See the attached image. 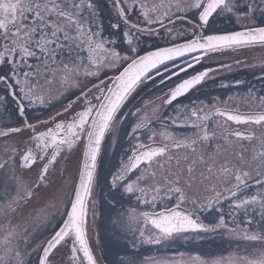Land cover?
I'll return each instance as SVG.
<instances>
[{
    "label": "snow or ice",
    "instance_id": "obj_1",
    "mask_svg": "<svg viewBox=\"0 0 264 264\" xmlns=\"http://www.w3.org/2000/svg\"><path fill=\"white\" fill-rule=\"evenodd\" d=\"M104 4L107 17L101 0H0V264H102L90 238L101 181L114 231L132 249L191 233L245 242L226 258L138 261L132 253L109 264H264V88L190 108L180 101L215 79L209 62L264 73V0ZM223 19L232 27L214 30ZM168 81L159 107L126 110L138 89ZM54 102L61 106L42 118ZM174 104L177 114L157 132L153 117ZM29 110L40 112L35 122ZM126 123L128 147L102 177L105 147ZM171 125L192 133L177 136ZM73 157L75 176H65ZM56 178L61 185L41 203ZM204 212L218 215L204 223Z\"/></svg>",
    "mask_w": 264,
    "mask_h": 264
},
{
    "label": "flooded vegetation",
    "instance_id": "obj_2",
    "mask_svg": "<svg viewBox=\"0 0 264 264\" xmlns=\"http://www.w3.org/2000/svg\"><path fill=\"white\" fill-rule=\"evenodd\" d=\"M101 15L107 17L108 12L105 8L104 0H101ZM105 23L107 20L105 19ZM232 27L226 19L217 21L215 25H213L214 30H222L229 29ZM163 45L166 41H160ZM260 58V50H256L255 53H249L247 55V59L249 63H257ZM220 60L223 63H233L231 57L224 56L221 57ZM200 69V65L196 66ZM205 67H212L214 69H218L214 80H207L202 86L199 87V90H193L186 97H181L180 101L187 105L189 108L192 106H200L201 102L204 104H209L213 101L214 97H223L227 98L229 95H235L236 93L243 94L248 87H252L256 90H260L264 88V82H262L258 77L264 75L261 73L259 67L256 68H246L243 66H236L233 63L232 69L229 71L227 69L221 68L220 63L216 61L209 62L205 65ZM202 70V69H201ZM191 71V70H190ZM183 75V74H182ZM157 82L159 81V77L156 78ZM236 81H245L246 83L242 85H237ZM221 82L229 85L228 88H221ZM151 82H149L150 84ZM174 81H168L167 84H159L156 86L145 87L143 89H138L137 93L133 94V97L130 98L127 108L134 107H148V110L151 112L153 106L159 107L161 105V101L157 99V97L163 96L164 92L167 91L168 86H172ZM66 103L67 101H63ZM61 106L60 103L54 102L53 106L44 110L42 118H46L48 114H54L55 111ZM175 107H179V104H174L173 106L160 107V111L156 113L153 117L155 124L154 128L157 132L163 130V125L160 121L164 123L170 124L171 119L177 114L173 109ZM14 108V105L11 106ZM11 110V109H10ZM29 117L35 122V116L40 115V112H36L35 110H29ZM159 118V119H157ZM133 118L129 117V121ZM14 123L15 121H10ZM131 123H126L120 131V137L116 146L114 148H110L106 145L105 154L102 160L100 173L101 176L108 175L111 171H114L116 166L119 163L120 157L123 154L124 150L128 147V138L125 135L127 131H130ZM167 130L173 131L177 136L183 135H191L192 130L190 128H182L176 127L175 125H171ZM27 135V134H25ZM159 140V137L157 138ZM67 167V172L65 176L71 174L75 176L76 171V160L73 157L70 161H68L65 165ZM26 175H31L33 178L35 173H25ZM58 177V174H57ZM62 178H56V184L41 193L40 202H43V197L45 195L51 196L55 194V189L61 185ZM97 199L99 200V204L97 205V221L95 229L90 231L91 243L96 251V255L102 259V264H109V262H116L119 259L127 258L128 255L135 253V257L138 261H144L148 258H160L165 256V254H169L167 251L169 245L174 244H184L186 242H205V243H218L223 241H231L226 235H222L219 233H200L199 235L195 233L187 234L186 239H176L175 241H169L163 245H140L137 244V249H132L130 244V239L125 240L122 237L118 236L114 231L112 220L115 219L116 213L111 210V206L108 204V200L112 199V193L108 192V189L104 186L103 181H101V187L97 190ZM174 201L169 202V204H173ZM37 206L36 201L34 199L33 205ZM128 205L125 204L126 208ZM227 204L225 203V208ZM157 211H162V207H157ZM218 214L204 212L200 214V218L204 223L212 222ZM43 232V230H41ZM97 237L99 239V244H97ZM68 249H63L62 252L67 253Z\"/></svg>",
    "mask_w": 264,
    "mask_h": 264
},
{
    "label": "trees",
    "instance_id": "obj_3",
    "mask_svg": "<svg viewBox=\"0 0 264 264\" xmlns=\"http://www.w3.org/2000/svg\"><path fill=\"white\" fill-rule=\"evenodd\" d=\"M242 244L233 243V241H223L218 243L189 242L187 246L178 245L170 254L184 253L185 256L200 255L202 258L212 260L225 257L230 254L238 253L242 249ZM169 251V250H168ZM167 251V252H168ZM170 252V251H169Z\"/></svg>",
    "mask_w": 264,
    "mask_h": 264
},
{
    "label": "rangeland",
    "instance_id": "obj_4",
    "mask_svg": "<svg viewBox=\"0 0 264 264\" xmlns=\"http://www.w3.org/2000/svg\"><path fill=\"white\" fill-rule=\"evenodd\" d=\"M230 239V238H229ZM231 241H233V243H240V244H242V250L240 251V252H238V253H243V249H244V246H245V242H243V241H239V240H236V239H230ZM189 242H186V243H184V244H180V245H182V246H187V244H188ZM191 243V242H190ZM179 244H174V245H169V246H167L168 247V249L167 250H169L168 251V253L169 254H165V256H163V257H160V258H155V259H179L180 258V254H177V255H173V254H170L171 253V250H175L176 249V247L178 246ZM229 255H227V256H225V258L226 257H228ZM188 256H185V258H187ZM217 259V258H216Z\"/></svg>",
    "mask_w": 264,
    "mask_h": 264
}]
</instances>
